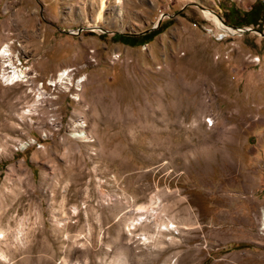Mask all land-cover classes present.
<instances>
[{
	"label": "rangeland",
	"instance_id": "1",
	"mask_svg": "<svg viewBox=\"0 0 264 264\" xmlns=\"http://www.w3.org/2000/svg\"><path fill=\"white\" fill-rule=\"evenodd\" d=\"M258 3L0 0V264H264Z\"/></svg>",
	"mask_w": 264,
	"mask_h": 264
},
{
	"label": "trees",
	"instance_id": "2",
	"mask_svg": "<svg viewBox=\"0 0 264 264\" xmlns=\"http://www.w3.org/2000/svg\"><path fill=\"white\" fill-rule=\"evenodd\" d=\"M259 4L262 3H258V4H254L253 6H251L250 9L246 10V11H240L238 9H234V11L236 13H238L239 18H235L236 21L234 23H229L230 25H234V26H242V25H247V24H251V25H256L257 21L260 19L264 20V12L263 10H261V8L257 7ZM160 30V26L156 25L154 27V29H151L148 33L144 32V33H139L136 34L134 36H128L126 34H120V33H114L112 35V40L115 41H120L121 43H125L128 45H136V44H142L144 42H146L152 35H154L156 32H158ZM141 38V39H139ZM247 246L246 244H236L235 247H244Z\"/></svg>",
	"mask_w": 264,
	"mask_h": 264
},
{
	"label": "bare ground",
	"instance_id": "3",
	"mask_svg": "<svg viewBox=\"0 0 264 264\" xmlns=\"http://www.w3.org/2000/svg\"><path fill=\"white\" fill-rule=\"evenodd\" d=\"M93 1H94V0H93ZM106 2H107V0H99L100 8H99V10L97 11L96 17H99V16H100V13H101L102 11H104V9H105V5H106ZM204 13L206 14V16H211V15H212V13L209 12L207 9L204 10ZM121 14H122V13H121ZM119 15H120V13H119ZM216 19H217V18H216ZM218 21H219V20H218ZM217 24H218V28L223 29V30H226V31H230V32H232V28H230L229 26L225 25L224 23L219 22V23H217ZM62 74H63V73H60V74H59L60 78H62ZM18 78H20L18 72H17L16 70L12 69V70H11V74L9 75V80H11V81H16V80H18ZM39 98H40V97L38 96V99H39ZM38 99H37V100H38ZM261 216H262V221H263V223H264V210L262 211ZM108 264H128V263H127L126 259L124 258V260L121 261V262H120V261H117V260H111V261H109Z\"/></svg>",
	"mask_w": 264,
	"mask_h": 264
},
{
	"label": "water",
	"instance_id": "4",
	"mask_svg": "<svg viewBox=\"0 0 264 264\" xmlns=\"http://www.w3.org/2000/svg\"><path fill=\"white\" fill-rule=\"evenodd\" d=\"M155 26L151 27V29L154 28ZM227 26H229L232 29H238V26H234V25H227ZM244 30H248V28H242L240 31L243 32ZM250 30H252V29H250ZM125 34L126 35H135L136 33H125Z\"/></svg>",
	"mask_w": 264,
	"mask_h": 264
},
{
	"label": "flooded vegetation",
	"instance_id": "5",
	"mask_svg": "<svg viewBox=\"0 0 264 264\" xmlns=\"http://www.w3.org/2000/svg\"><path fill=\"white\" fill-rule=\"evenodd\" d=\"M257 7L261 8V10H263L264 12V4H259ZM251 7H249L250 9ZM128 36H134V35H128Z\"/></svg>",
	"mask_w": 264,
	"mask_h": 264
},
{
	"label": "built area",
	"instance_id": "6",
	"mask_svg": "<svg viewBox=\"0 0 264 264\" xmlns=\"http://www.w3.org/2000/svg\"><path fill=\"white\" fill-rule=\"evenodd\" d=\"M241 29H242L241 27H238V29H232V31H234V32H241L240 31Z\"/></svg>",
	"mask_w": 264,
	"mask_h": 264
}]
</instances>
